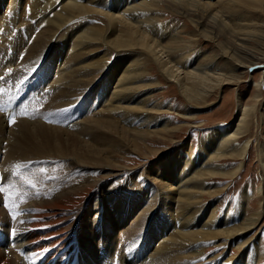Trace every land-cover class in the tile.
Masks as SVG:
<instances>
[{
    "label": "rangeland",
    "instance_id": "obj_1",
    "mask_svg": "<svg viewBox=\"0 0 264 264\" xmlns=\"http://www.w3.org/2000/svg\"><path fill=\"white\" fill-rule=\"evenodd\" d=\"M3 1L4 4L0 5V13L6 14L9 12L10 8L13 9V13H16V11L18 12L19 5H17V8L15 9V7L13 8L12 5L8 7L12 0ZM115 1L117 0H94V3H87L86 1L82 3V5L89 4L86 5L89 8L97 9L98 11L103 12H111L113 9L109 10L107 9V7L111 2ZM140 1L141 0H121L119 2L118 0L117 4H125L126 2V6H128L136 2L137 4L144 3L146 1L149 2L150 6L145 9L142 8L141 10V29L144 30V34L146 35L144 36L146 38L144 36L141 37L142 39L140 37L134 38L133 36L131 38H123L120 40H115L116 38H114V40H112L113 43L117 44L119 41V43L121 44L135 45L139 41L137 46L140 45L138 47H141V49H145L146 40L149 41L150 38L154 40L156 39V42L160 43V46L164 45V49L166 48L170 52L169 56L176 59H171V63H174L176 65L174 69H177L180 72L186 71L185 68L182 67L184 64L183 62L186 61L188 65H191L187 66V68L189 69L193 66L194 68L198 69L203 68V72L196 70V72H198L200 75H202L203 73L204 76L206 75V72L209 75L213 74L212 76H216V74L218 73L226 75L235 74L238 77L237 81H234L235 83L232 82L223 84L220 88H217L215 86V88L209 89L208 93H206L205 95L204 93L201 95V91L199 90L200 88L198 87L200 93L197 94L198 96L196 95L195 98H191L189 101L181 94L178 85L175 82L173 83V81H169L159 71L158 66L153 61V58L151 59V55L148 51H136L131 49V53V50L117 51L111 45H109V48L108 39H112L113 35H110L111 32H109L110 27L107 18H105V16L101 15L99 12H94V14L91 15L90 22H87V25L85 24L84 26V20H81V17H76L74 21L70 20V22L68 21L66 25L63 24L62 26L58 27V30L55 27L54 30V28L52 27L54 33H49L51 35L50 37H47L46 35V39L45 37H41L40 39H44V46H39L35 49L36 51L29 49L28 44V46L24 44V49L22 48V50H20L22 52L20 53V55L23 59L20 57L19 61L17 58H15L16 60L14 68L19 69L27 67V70L28 68H30L29 66H33V64L36 62L38 63L32 68L31 72L26 71L24 73H19V75H13V78L10 77V72H8L6 75L7 78L9 76L14 82V79L19 78L20 75H22L23 78H28L29 75L32 74L31 78L29 77L30 79H28L29 83L27 82V94L24 102L19 101L20 98L17 102L18 93L14 91L17 90V86L12 87L8 93L6 92L7 94H9L11 91H14L15 94L10 96L7 104L9 105L10 112H12L14 109L16 110H14L11 115L5 113L7 117L3 118V121L1 122L6 124L2 125V129L0 126V189H2V191H0V202H2L0 203L2 204L0 205V208L5 211L3 213V211H1L0 209V214H4V216L0 215V227L4 229L7 228L5 230H10L14 233V229L18 226L19 217L23 213V205L26 203H30L33 200L43 198L46 195L45 192L50 190L52 186L58 183L57 180H60L61 177L67 176L68 172L64 170V168H66L67 166H65L64 164H69L68 161H70L71 164H75L71 159H67L66 156L62 158L60 157V159L59 157L55 156L57 154L53 151L42 152L43 158H41V160L33 159L34 156H36V154L38 153H31L29 151L28 154H26V157H24L23 155L22 157L18 156L16 158H12L13 160H7L8 157L6 153L12 147V145L10 144L14 140V136H16L17 138L19 137L18 126H21V131V124L29 123V128H33L32 124L39 121L52 128L62 130V132L70 133L72 131V133L78 135L79 138H81V142H78V144L75 145L77 152L72 151V155L70 151L71 155H67H69L70 157L73 156V159H75L76 161L80 160V162H83L85 164L92 163V171L96 170L99 163L110 164L106 166L108 167L107 169H100V175H96V178L101 176L104 177L103 182H101L100 186L98 187V201L101 198L100 203L96 202L95 198H92L89 205V212L87 216H84L85 220L83 223L87 225V229L83 231V234L87 233L88 231L93 232L94 227L100 225L99 233L96 234L98 238L95 237V240L93 242H90L89 245L96 246V249L98 250L99 245L106 244L105 239L107 237L108 239L112 240L113 244H115L114 248L112 249V253H118L120 257L124 256V258H126L125 264H140V257H142L141 261L144 260L146 262L147 260L151 259L153 261L155 260L156 262H159L160 260L155 259V256H153V254L151 253V250L157 245L158 242L155 241L154 238H150L149 234V231H154L157 227V224L161 222L162 213H158L159 210H156V212L154 213L155 217L153 222L148 219L146 224H144V226L138 230V232L140 233L134 232V241L129 242V239L122 242L121 240L126 235V232L128 231L127 229L131 227L130 224L136 219L137 216H139L140 213L142 214V210L147 205L145 204V202L151 200L150 196L153 193L154 194L152 196H154L155 194H159L160 189L162 192H160L159 196L163 195L162 193L165 190L160 187V182H169L167 181V175L171 171V167L176 174L177 172H183V175L187 173L185 174V176L180 174L181 177L183 176L184 178V180H182V182L180 183L184 182L182 185H185L186 177L188 178L189 174H191L189 169L191 168V165L189 163L185 164L182 161V158L188 154L187 156L190 155L191 159L193 158L192 164H194V169H192V172L195 169H199L198 167L202 166L203 164H205L202 166L203 169L211 167L215 168L216 165L221 164L220 166L223 170H230L239 162L243 163L241 171L233 178H221L216 176L204 175L201 179L200 184L198 183V186H201V189L205 191V194L202 193V196L199 198V200L201 201L200 205L202 204L201 212L203 213L201 214L203 218H201L206 219L209 213L213 210L215 214L213 213V215L210 214L209 216L212 218L215 216L217 217L215 219L216 224H212V227H215L216 225H218V228H224L228 226V224H230L229 218L230 220L232 219L233 221H236L237 224H239L240 221L242 222V218L250 216L251 214H253L252 212H255V210L261 209V206L263 207V213L260 217L257 218L251 229L247 230V232L239 234V236H236L234 239H231V241L235 243L232 244L230 252L227 249L228 244L230 245V242L228 243L227 241H229L230 239L225 241L227 243H223L225 239H212L208 241L206 240L208 243H206L207 246L204 253L200 254L198 258L190 260V262L189 259H185L184 262L180 264H222L223 262H225L224 264H226V261H228L227 264H264V0H222L223 2L221 0H192V2L190 0H177V2H175L171 7H168L164 2H162V0ZM151 1L153 4H151ZM26 3L27 2L24 1V5ZM232 3L234 5H231ZM119 5L117 7V10H119L118 8H120ZM180 7L187 8L189 12L185 13V10H182V8L180 9ZM25 9H29V6H26ZM28 11L25 10L27 14L24 13V15H22L21 17L19 16V14L16 15V19L20 17V19L16 20L20 25V28H23L22 31H24L25 34L27 33L25 37L23 36L26 42L33 41L35 38L33 36L37 34V32H34L31 27L30 29L32 33L30 32V38L28 39L29 32L27 31V28H29L28 26H30L31 24H35L34 19L33 22L32 20L29 21ZM191 11H193L192 14H190ZM195 13L197 14L195 15ZM198 13H201L200 16H198ZM199 18L202 19V21L198 23L195 21V19L197 20ZM20 22L22 24H20ZM210 23L213 24L210 25ZM0 24L2 25L3 23L1 22ZM19 25L15 26V28L18 29ZM38 27V31H41V24L38 25ZM59 28L62 29L60 30ZM86 28H93V30L91 29L92 32L97 31L96 28H99L98 30L100 34L99 36H93L97 38L94 39L95 42L92 40V45H94L92 46V48L94 47L93 49L95 50L93 51L91 47H89L92 53L89 52L86 55L83 54L82 56H80L79 61L85 62V60L90 61V59L96 60L97 57L103 58V60L106 59V63L105 60L102 61V63L104 62L107 69H112L113 74L109 76V78H106V73L108 72H102L100 73V76L98 75V77L95 79V84L93 83L92 88L85 89L84 92H82L78 96H76L75 94H71L69 98L71 105H64L61 103V100L57 102H51L46 91L42 92L41 94L36 90L40 85V82L38 83V79L41 78L43 72L48 69V71L52 74L48 76V84H51V82L53 83V79L59 72L65 73V70L67 69L64 68L66 66H68V70H71L77 66L76 64H72L71 60L67 61L65 59L64 61V58L62 62L64 61L66 63L59 65V60H56V56L54 58L52 56V53H55V51L59 52L61 46H63L62 51L64 54L67 53L68 50V53H73L74 50L78 47L77 46L76 48H74V50L71 49L76 35H82V33L84 35L86 34L85 32L92 33L90 32V29V31H86ZM2 30L3 27H0L1 48L3 47V44L8 40V38H6L4 34L1 35ZM236 30L237 32H234ZM33 32L34 35H32ZM232 32L233 34H231ZM238 32H240V36H243L244 39L242 41L236 39H234L235 41L232 40L233 36L237 35ZM12 33H14V30ZM67 33H73V36L69 41V43L71 42V45H66L64 43V40L66 38L64 37V34ZM53 34L54 36L52 37ZM106 34H108L110 37ZM144 38L146 40H144ZM128 39H131L133 41H130ZM3 41L4 43L2 44ZM102 41H106L107 44L103 43ZM14 47L18 49V47H16L15 45ZM236 47L238 49H236ZM12 48H9L8 50V47H5L4 53L7 52V55L8 53L10 54V51L12 52L14 50V48L13 50ZM240 48L245 50V52L242 51L240 53ZM15 53L16 51L14 50V54ZM32 53H35V55H33ZM42 53L43 55L45 54V56L41 59L43 55L40 54ZM161 57H163V60L167 59L166 52L161 54ZM175 61L178 63H175ZM83 62L80 63V65L84 64ZM244 65L247 67H245ZM125 66H129L130 69H134L132 71H136L141 74V77L137 79L138 81L136 80L134 81V83H132L134 85H130V87H132V90H130L131 92L127 93V96H125L127 97V99L131 100L130 95H134L135 93V95H139L137 99L133 97V100H131L132 102L130 101L128 106H138V103H140L138 101L145 98V108L143 110H148L151 112L144 114L147 116V118L155 120L150 123V129H154L153 126H155V128L160 127L164 124L163 122H166L167 129H171V134L164 133L158 136H143L138 133H142V131L140 130H144L146 128L145 125H140L138 123L128 125V123H124V119L123 122L120 121L121 124H119L118 126L119 129L113 128V133L115 132L119 134H113L111 132L110 134L112 136L106 135L105 131H107V129L109 128L104 126L103 123L100 122L101 129L95 127V123L91 121L92 119L108 118V113H106L105 109L109 106V95H112L117 89L116 87L118 84V78H120V74L126 70ZM205 67H207V70L205 69ZM2 69L4 70L6 69V67L4 66L2 67ZM55 69L61 70L59 72H56V74ZM193 71H195V69ZM203 76L201 77V80ZM207 78L203 79V81H199L200 86L203 85V87H207V85L205 84V82H208L209 80ZM84 79L86 78L84 77ZM258 82H260L259 87L255 86V84H257ZM32 83H37V86L31 88ZM135 85H138V88H136ZM101 86L103 87L101 88ZM24 88L25 86L21 85V91ZM103 88L107 89V93L105 91H103L104 94L101 93V90ZM44 89H42V91ZM237 93L242 99L240 100L242 107L244 105L249 106L254 104V114L248 116L249 118H247L244 123L241 124V127H243V133L241 138H239L238 140L239 142H235V144H238L240 142H243L244 140H249L250 144L247 148L245 157L240 160L235 158L212 159L209 163H205L204 161L208 157V153H210L213 149L214 144H210L204 151H201L202 153H204L202 154L198 151L199 140L203 139L210 132V130L216 126H223L229 123L230 130L235 127V118L237 116L236 111L239 109V105L236 101L238 98H236ZM256 93H259L260 96L258 97V100L253 99L255 98L254 95ZM125 104V102H122V105ZM19 106L20 108L17 112V108ZM67 106H69L68 111H64L65 109H67ZM151 107L154 109L149 110V108ZM74 111H76L77 113L74 115L71 121H68L69 124L68 122L63 123V121H65L67 117H72V112ZM113 113L110 114L112 115V117L116 118L117 115ZM139 113L140 112L137 109H133L128 114L136 116V114ZM144 114L141 113L139 116H142ZM111 115H109V117H111ZM118 117H120V115ZM118 117L116 119L120 120ZM50 118L52 121L50 120ZM10 121L12 122L10 123ZM134 127L137 128L134 129ZM122 129L125 130L123 131V133L120 132L122 131ZM101 130L103 132H101ZM91 131H93V135L88 134L89 132L91 133ZM128 131L129 133L126 134ZM65 133L62 134V137L68 142ZM130 133L135 135L131 136ZM138 135H140L141 137L137 138ZM56 139L57 137L54 139V141ZM113 141L114 143H112ZM93 142L94 144H92ZM90 144L94 146L90 147ZM113 144L114 146H111ZM82 148L84 150L83 152L87 153L86 156L88 158L84 157L83 155L79 156V151H82ZM101 150L102 152H99ZM179 150H181V152H179ZM49 154H54V157L51 155L49 156ZM5 157L7 161L5 160ZM175 159L178 160V163L174 162ZM13 161L14 163H12ZM49 164L50 166L47 168L48 170L44 168V166ZM37 167L40 171L39 173H41L42 175H38L35 171ZM113 168H115V170H112ZM187 169L189 170L187 171ZM57 170L59 171V173ZM55 172L56 174H59L60 178L58 175L57 177L56 174H54ZM4 173H6L5 177L3 176L5 175ZM35 174L39 177H34L36 176ZM60 174L64 176H61ZM69 174L72 175V178L74 177L72 173ZM23 176H27L25 177L26 179L23 180ZM28 176L30 178H33V181L34 179H37V182L34 181V183L38 184L34 185L33 181V184L31 182L29 184V180L31 181V179ZM179 176L175 178V181H178L181 178ZM175 181L174 184L172 181V185L176 188L175 191H178L179 189H181L182 185L180 186V184H177L178 182L175 183ZM193 182L194 181L192 180V183ZM50 184L52 186H50ZM48 186H50L51 188ZM178 186L180 188H178ZM198 186L195 188H198ZM57 187H61V185H58ZM209 188V191L214 190L213 193L207 194L206 191H208L207 189ZM10 189L11 191H9ZM113 189L117 190L114 192ZM244 189H246L250 193V199L248 201L249 206L245 204L246 207L243 210L239 206V199ZM258 189H260L259 192ZM111 190L113 191V193H110L112 192ZM42 191L44 196H42L43 194H41ZM23 192L25 193V195ZM109 193L110 195H112V197L109 195ZM132 196L135 197V200L137 199V202L134 201V203H138L140 199L141 203H139V205H133L132 212H130L128 216H125V218L122 216L121 218H123V220L116 223L114 230L116 229L115 234L118 233L117 236L109 234V227L107 226L108 224L106 223V221L104 220L105 218L104 216L102 217V215H105L106 213L110 214V212L114 211L113 213L108 215V219L114 217L116 220H120L121 218H116L117 215L114 216L117 213V208L120 209L121 207H125L124 202L126 201V198H128L130 204L132 202L130 201V199L134 198ZM5 197L7 203H4ZM120 202L123 203V205H119L117 207V204ZM176 205L177 203L173 206V208H175ZM154 210L155 209H153L151 213H153ZM96 215H99V218H97ZM71 221L72 220L66 222L64 224V227H66ZM221 221H224L226 225H222ZM74 226L75 225L69 227V229H72ZM66 229H68V227H66ZM147 229L150 230L147 231ZM178 229L179 227H177V230ZM195 229H199V227H196ZM122 231L125 232V234H121ZM163 234H166L167 236L170 233L167 230L164 231ZM14 236H16V238L19 237L17 235ZM104 236L106 237L104 238ZM10 238L9 239L12 240V237ZM86 238L87 235H84L82 237L83 240H81L80 245H84L87 242ZM120 241L124 245H122L123 249H119L118 247V245H120L118 244L120 243ZM149 243L151 247H149ZM192 247L193 245L189 249H191ZM82 249L84 253L87 254L86 250L84 248ZM118 254L114 255V259L112 260L114 264H117ZM108 261H111V257ZM120 262L121 261L119 260L118 264H122ZM175 262L176 264H178L179 259L176 258Z\"/></svg>",
    "mask_w": 264,
    "mask_h": 264
},
{
    "label": "bare ground",
    "instance_id": "obj_2",
    "mask_svg": "<svg viewBox=\"0 0 264 264\" xmlns=\"http://www.w3.org/2000/svg\"><path fill=\"white\" fill-rule=\"evenodd\" d=\"M24 1L27 2L25 5H24ZM86 1H87V3H89V2L94 3V0H12L10 2V4L8 5V7H10L12 5L13 8L15 7V9H16L17 5H19L18 6V9H19L18 12L15 10L16 13H13V9L10 8L9 12L6 14L0 13L1 14L0 15V23L1 22L3 23L2 25L0 24V27H3L1 35L4 34V36H6V38H8V40L5 43H4L5 40L2 42V44L4 43L3 47L2 48L0 47V116H1L0 126H1V129L3 127L2 125L6 124V123L4 124L3 122H1V121H3V118L7 117L5 115V113H8L9 115H11L13 113V111L16 110V109H14L12 112H10L9 111V105L7 104V101L10 99L11 95L15 94L14 93V91H15L18 93L17 102H18L19 98H20L19 101L24 102V100L26 99V94H27V92H26V87L28 86L27 82H28V79L31 78L32 74L29 75L30 78L28 76H27L28 78H25V77L23 78L22 75H20L19 78L14 79L15 83L11 80V78H13V75L14 76L19 75V73H24L26 71L31 72L32 68L38 63V62H36L33 64V66H29L30 68H28L27 70H26L27 67H23V68H19V69L14 68V64H15V60H16L15 58H17L19 61H20V57L22 58V56L20 55V53H22V52L20 50H22V48L24 49V44H26V45L28 44L29 49H31V50H35L36 48H38L39 46H42V45L44 46V44H43L44 39L43 38L40 39V38L45 37L46 35H47V37H50L51 36L50 34L54 33L52 27L53 28L55 27L58 30V27L62 26L63 24L66 25L68 23V21L70 22V20L74 21V19L76 17L77 18L81 17L80 19L84 20L83 26L85 24L87 25V22H90L91 15L94 14V12H99L101 15H103V16H105V18H107V21H108L109 27H110L109 32H111L110 35L111 36L113 35L112 39L111 38L108 39V37H107L108 46L111 45L117 51L131 50V49L136 50V51H139V50L148 51L151 55L150 56L151 59L153 58V61L158 66L159 71L169 81H173V83L175 82L178 85V88H179L181 94L189 101L191 98H195L196 95L200 93V91H201V95L203 93L205 95L206 93H208L209 89H211V88L213 89V88H215V86L217 88H220L223 84L232 83L234 81H237L238 77L235 74L234 75L233 74L232 75L231 74L226 75V74L218 73V74H216V76H212L213 74L209 75L207 72L206 73L204 72L207 75V76L204 75L205 76V78H204L203 73H202V75H200L198 72H196V70L202 71L203 68L198 69V68H194V66H193V67H190V69H189V68H187V66H191V65H188L186 61L183 62L184 63L183 66L181 65L183 68H185L186 71L180 72L177 69H174V67L176 65L174 63H171V59L172 60H176V59L170 57L169 56L170 52L166 48L164 49V47H165L164 45L160 46V43L156 42V39L154 40V39L150 38V40H149L147 38L149 40V41H147L145 39L146 35L144 34V30L141 29V26H142V17H141L142 11L141 10H142V8L145 9V8H148V6H150L148 1H146L144 3H139V4H137V2H136V3H133V4L126 6V2H125V4L121 3L119 5V4H117V2H118V0H117L115 2H111L110 5L107 7V9H109V10L113 9L111 12H109V11L103 12V11H98L97 9L89 8L86 6L89 4L82 5V3L86 2ZM120 1L121 0H119V2ZM190 1L192 2V0H190ZM140 2H142V0ZM162 2H164L168 7H171L175 2H177V0H162ZM2 4H4V1L0 0V5H2ZM41 4H43V5H41ZM104 4H105V2H104ZM116 4H117V7H118V5L120 6V8H118L119 10H117ZM151 4H153L152 1H151ZM231 5H234V4L232 3ZM26 6H29L30 10L25 9ZM177 6H178V4H177ZM3 7H4V5H3ZM41 7H43V8H41ZM181 8H182V10H185V13L189 12L187 10V8L180 7V9ZM25 10H27V11L29 10L28 11L29 21L32 20V22H33V19L35 21V24H34L35 26L30 23L31 25L28 26L29 28H27L28 29L27 31L29 32L28 39L30 38V32H31L30 28L31 27H32V30H34V32H37V34L35 33L36 35L33 36V37H35L34 40L33 41L29 40L30 42H28V41L26 42L24 40L23 36L25 37V35H27V33L25 34V32L22 31L23 28H20V25L16 21V20L20 19V17L22 15H24V13H26ZM116 11H118V12H116ZM192 12L193 11H191L190 14H192ZM196 12H199V11H196ZM17 14H19V16H20L18 19H16ZM196 14L197 13H195V15ZM198 14H199L198 16H200L201 13H198ZM35 19L37 20V23H36ZM195 21L199 23L200 21H202V19H200V18L197 20L195 19ZM208 23H207V25H208ZM20 24H22V23L20 22ZM40 24H41L42 29H41V31H38V28H39L38 25H40ZM212 24L210 23V25H212ZM17 25H19L18 29L15 28V26H17ZM24 26H26V25H24ZM223 26H224V24H223ZM55 28H54V30H55ZM103 28H105V27H103ZM59 29L61 30L62 28H59ZM89 29L90 28H88V29L86 28V31ZM91 29L93 30V28H91ZM96 29H97V31H93V32H92V30L91 31L89 30L92 33L85 32L86 34H84V35H83V33H82V35H80V34L76 35V38L74 36L75 40L72 38L74 41L72 40L73 41L72 46H71L72 48L71 47L70 48L74 50V48H76L78 46L74 50L73 53H68L69 52V50H68V52L64 54L62 51L63 46H61L59 52L55 51V53H52L53 54L52 56L54 58L56 56V58H57L56 60H59L58 61V62H60L59 65L66 63V62H64L66 59L67 61L71 60V63L76 64L77 66L71 70H68V66H66L64 68V69H67V70H65V73L59 72L61 69H59V70L55 69V73L56 72H59V73L58 74L56 73L57 75L53 79V83L51 82V84H48V81H49L48 76H50L51 72H49L48 69H46L45 72H43V74L41 75V78L38 79V83L40 82V85H42V86L39 85V88L38 89L35 88V89L37 91H39L41 94H42V92L46 91L51 102H57V101L61 100L62 104L68 105V104H70V101H69L70 95L75 94L76 96H78L79 94L84 92L85 89L92 88L95 79L98 77V75L100 76V73L108 72V73H106V78H109V76H111L113 74L112 69L111 70L107 69L104 62L102 63V61H104V60L106 63V59L103 60V58L97 57L98 59L96 58V60L90 59V61L85 60V62L79 61L80 56H82L83 54H85V55L88 54L89 52H91V49L93 51L95 50V49H93L94 47L92 48V46H94V45H92V40L94 41V39H97V38L93 37V36L94 35L99 36V34H100L99 30H98L99 28H96ZM13 30H14V33H12ZM201 30H203V29H201ZM34 32L32 35H34ZM234 32H237V30ZM152 33H155V32H152ZM238 33H237V35L233 36L232 40L236 39V40L242 41L244 39L243 36H240V32H238ZM48 34H49V36H48ZM72 34L71 33L70 34H68V33L64 34L65 35L64 37H66L64 40V43L66 45H69L71 43V42L69 43V41L71 40V37L73 36ZM231 34H233V32ZM106 35H108V34H106ZM4 36H3V38H4ZM53 36H54V34L52 35V37ZM132 36L134 38H137V37L141 38L142 36H144L145 37L144 40H146L145 49H141V47H138L140 45L137 46L139 41L135 45L121 44V43H119V41L117 44L112 42V40H114V38H116L115 40H120L123 38H131ZM102 37H103V35H102ZM45 39H46V37H45ZM128 40L133 41L131 39H128ZM102 42L107 44L106 41L105 42L102 41ZM144 42H143V44H144ZM13 44L16 47H18V49L15 48ZM105 44H103V45H105ZM46 45H47V43H46ZM5 47L6 48L8 47V50H9V48L13 47L14 50L16 51V53L14 54V50L12 48L13 51L12 52L10 51V54L8 53V55H7L6 54L7 52L4 53ZM89 47H91V49H89ZM109 48H110V46H109ZM39 49H41V48H39ZM236 49H238V48L236 47ZM25 50H26V48H25ZM111 50H113V49H111ZM132 50H131V53H132ZM240 50H241L240 53L242 51L245 52V50H243L242 48H240ZM164 52H166V55H167V59H165V60H163L162 59L163 57H161V54H163ZM32 54L35 55V53H32ZM54 54H56V55H54ZM40 55H43V53ZM107 55H109V54H107ZM44 56H45V54L41 57V59ZM63 58H64V61L62 62ZM82 59H84V58H82ZM82 62L84 64L80 65V63H82ZM175 63H178V62L175 61ZM4 66L6 67V69L3 70L2 67H4ZM69 66H70V64H69ZM71 66H73V65H71ZM129 66L128 67L125 66L126 70L123 73H121L120 78H118V84L116 87L117 89L114 91V93L112 92L113 93L112 95H109V100H110L109 106L105 109L106 113H108V118H106V119H104V118L92 119L91 121L94 122L95 127H98V128H100V126H101L100 122L103 123L104 126L109 128V129H107V131H105L106 135H109V136H112L110 133L111 132L113 133V128L119 129L118 126H119V124H121V122H123V119H124V123L126 122V123H128V125H132L133 123L145 125L146 128L144 130H140L138 128L140 131H142V133L137 132L138 134H141L143 136H147V137H149L150 135L158 136V135H162L164 133L171 134V131H170L171 129L170 130L167 129V123L166 122H163L164 124L161 125L160 127L155 128V126H153L154 129H150V123L155 121V120L147 118V116L144 114V113L151 112L148 110H145V111L143 110L145 108L144 107L145 98L138 101V102H140V103H138L139 104L138 106H135V105H133V106L129 105L128 106L130 101L133 100V97L135 99H137L139 95H135L136 93L134 92L135 93L134 95L133 94L130 95L131 100L127 99V97H125V96H127L126 94L130 93L131 92L130 90H132V87H130V85L132 83H134V81L139 79V77H141V74H139V72L132 71L134 69H132V68L130 69ZM245 67H247V66H245ZM194 69H195V71H193ZM205 69L207 70V67H205ZM213 70H215V69H213ZM8 72L11 73L10 74L11 78L9 76H8V78L6 77ZM141 72H143V71H141ZM208 72H209V70H208ZM202 76H203V78L201 80ZM84 77L86 79H84ZM206 78L211 80V81L208 80V82H205V84L207 85V87L205 88V87H203V85L200 86L199 81L200 80L203 81V79H206ZM35 79H36V77H35ZM20 83H22V84H20ZM21 85L25 86V88L22 91H21ZM132 85H134V84H132ZM14 86H17L16 87L17 90L11 91L9 94H7L10 91V89ZM36 86H37V83H32L31 88L36 87ZM137 86L138 85H135L136 88H138ZM255 86L259 87L260 82L255 84ZM44 87H45V89H44ZM102 87L103 86H101V88ZM198 87L200 88L199 89L200 91L198 90ZM42 89H44V90L42 91ZM103 91L106 92L107 89L103 88L101 90L102 94H104ZM99 95H101V94H99ZM72 97H74V96H72ZM254 97L255 98H253V99L258 100L259 99L258 97H260L259 93H256L254 95ZM236 98H237V100H236L237 104L239 105V109L236 111L237 116L235 118V120H236L235 127L230 130L229 129L230 128L229 123L226 125H223V126H216V127L212 128L210 130V132L203 139L199 140L198 151L200 153H202L201 151H204L210 144H214L213 149L211 150L210 153H208V157L204 161L205 163L206 162L209 163L210 160H212V159L235 158V159L240 160V159L245 157L247 148L250 144L249 140H244L243 142H240L238 144H235V142H237L239 140V138H241V136H242L243 127H241L242 126L241 124H243L244 121L247 118H249L248 116L254 114L253 113L254 104L249 105V106L244 105L242 107V104L240 101L242 99L238 95V93L236 95ZM122 102H125L126 104L122 105ZM69 106H67L66 108L69 109L68 108ZM19 108H20V106L17 108V112L19 111ZM133 109L134 110L137 109L140 113L136 114V116H132V115L128 114ZM150 109H154V108L151 107V108H149V110ZM159 109H161V108H159ZM113 112H116V113H113ZM238 112H239V114H238ZM76 113H77L76 111L72 112V117L71 116L69 118L67 117V119L65 121H63V123L71 121V119H73V117ZM110 113L117 115L116 118L120 115V117H118L120 120L112 117V115ZM141 113H143L145 116L144 115L139 116ZM63 114H67V113H63ZM109 115H111V117H109ZM67 116H69V115H67ZM50 120H51V118H50ZM104 121H106V122H104ZM68 124H69V122H68ZM21 125H22L21 131H20V127H21L20 125L18 126L19 132L17 131L19 137L17 138L16 136H14L15 138L10 144V145H12V147L6 153V155L8 157L7 160L12 159V158H16L18 156L22 157L23 155H24V157H26V154H28V151L31 153L32 152L38 153V154H36V156H34L33 159H40L41 160V158H43L42 152L53 151L57 154L55 156H57L59 158L66 156L67 159H71L73 161V163H75V164H71L70 161H68L69 164H64L65 166H67L66 168H64V170H66L68 172L67 176L61 177L60 180H57L58 183L54 186H52L50 184V186H52V188L50 186H48L51 189L48 191L45 190V191H47V192H45L46 193L45 196L43 194V191H44V189H43V191L41 192V194H43L42 196H44L43 198L33 200L32 202L26 203L23 205V207H22L23 213L19 217L18 226L14 229V233L11 232L10 230H5L7 228L4 229V228L0 227V264H73L74 260L78 261L77 264H100V263H102V264L103 263L104 264H114V262L112 260L114 259V255H116L118 253H112L113 252L112 249L114 248L115 244H113L111 239H108L106 236H104V238L106 237V239H105L106 244H101L99 246L97 245L98 250L96 249V246L89 245L90 242H93L95 240V237L98 238V236L96 234L99 233L100 225L95 226L93 232L88 231L87 233L83 234V231L85 229H87V225L84 224L83 222L85 220L84 216H87V214L89 212L90 201L92 200V198L93 199L95 198L96 202L100 203V199H101L100 198L98 201V187L100 186L101 182H103L104 177L101 176V177L96 178V175L97 174L100 175V169L101 168L107 169L108 167H106V166L110 165V164H100L99 163L97 165L95 163L97 165V168H96V170L92 171L93 170V167L91 166L92 163L91 164H88V163L85 164L83 162H80V160L76 161L75 159L72 158L73 156L70 157L69 155H67V154H70V151H71V153H72V151L77 152L75 145H77L78 142L79 143L81 142V140H80L81 138H79V136L76 135L75 133H72V131L70 133H65V132H62V130L52 128L50 126H47L46 124H43V122H39V121L32 124L33 128H31V127L29 128V123H24ZM135 128H137V127H134V129ZM173 128H175V127H173ZM114 131H117V130H114ZM123 131H125V130L122 129V131H120V132L123 133ZM20 132H21V134H20ZM101 132H103V131L101 130ZM63 133H65V136L67 137L68 142L62 137ZM92 133H93V131H91V133L89 132L88 134H92ZM128 133H129V131L126 134H128ZM115 134H119V133H115ZM130 134H131V136L135 135L132 133H130ZM56 137H57V139L54 141V139ZM139 137H141V136L138 135L137 138H139ZM117 140H119V139H117ZM114 141L112 143H114ZM116 142H119V141H116ZM92 144H94V142ZM81 145H82V143H81ZM92 146H94V145L90 144V147H92ZM111 146H114V144ZM0 147H1V145H0ZM9 147H8V149H9ZM93 149H96V148H93ZM5 151H6V148H5ZM83 151L84 150L82 148V151H79L80 152L79 156L83 155L84 157H87L86 156L87 153L83 152ZM103 151H105V150H103ZM99 152H102V150ZM179 152H181V150H179ZM184 153H185V151H184ZM202 154H204V153H202ZM50 155L53 156L54 154H49V156ZM72 155H73V153H72ZM185 155H186V153H185ZM187 155L182 158V161L185 164L189 163L191 165V168H189L191 174H189L188 178L186 177L185 185H182L184 182L183 183H180V182H182V180H184L183 176H185V174H187V173H185L183 175V172H177V174H176L174 172V170H172V167H171V171L167 175V181H169V182L168 183H166L164 181L160 182V187L165 190L162 193L163 195L159 196L160 192H162L161 189H160L159 194H155L154 196H152L154 194L153 193L150 196L151 200L145 202V204H147V205L142 210V214L140 213L139 216H137L136 219L130 224L131 227H129V229H127L128 233L126 232V235L124 237L121 236V237H123L122 240L120 239L122 242L129 240V239H130L129 242L134 241V236H133V235H135L134 232L140 233V232H138V230L141 227H143L144 224H146L148 219H150L151 222H153L154 217H155L154 213L156 212V210H159L158 213H160V212L162 213L161 214V222L159 224H157L156 229L154 231H149L150 229L149 230L147 229V231H149L150 238H152V239L154 238L155 241L158 242L157 245L151 250V253L153 254V256H155V259H158L160 261L156 262L155 260L153 261V260L149 259L145 262L144 260L141 261L142 257H140L139 258L140 264H176V262H175L176 258L179 259L178 264L183 263L185 259H189V262H190V260H194V259L198 258V256H200V254H202L206 251V246H207L206 243H208L207 242L208 240H212V239H216V240L217 239L218 240L225 239L223 243H227V242L229 243L230 242V245L228 244V247H227L228 251L230 252L231 248H232L231 247L232 244L235 243V242L231 241V239H234L236 236H239V234L247 232V230L251 229L253 224L256 222L257 218L260 217L263 213V207L261 206V209L255 210V212H252L253 214H251L250 216L242 218L244 221L243 220H242V222L240 221L239 224H237V222L233 221L232 219L230 220V218H229V221H230L229 223L231 225L228 224V226H226L224 228H218V225H216L215 227H212V224H216L215 219L217 217L215 216L212 218L209 216L210 214L213 215V213H214V210H213L212 212L209 213V215L207 216L206 219H202L203 218L201 216V214H203L201 212L202 211V209H201L202 204L200 205L201 201L199 200V198L202 196V193H204L205 191L201 189L202 188L201 186H198V183L200 184L201 179L203 178L204 175L216 176V177H221V178H233L241 171L243 163L239 162L235 167H233L230 170H223L222 167L220 166L221 164L216 165L215 168L211 167V168H207V169L204 168L203 169L202 166L205 165V164H203L202 166L198 167L199 169H197V170L195 169L192 172V169H194V164H192L193 158L191 159L190 155L189 156H187ZM53 157H51V158H53ZM5 160H6V157H5ZM18 160H20V159H18ZM174 162L178 163V160L175 159ZM12 163H14V161ZM175 163H173V164H175ZM49 166H50V164L44 166V168L47 169ZM113 167H115V166H113ZM52 169H53V167H52ZM189 169H187V171ZM112 170H115V168H113ZM35 171L37 172L38 175H42L41 173H39L40 171H39L38 167L36 168ZM56 172L54 174H56ZM33 173H35V172H33ZM58 173H59V171H58ZM64 173H65V171H64ZM69 173H72L74 175V177L72 178V175H70ZM4 174L5 175H3V176L5 177L6 173H4ZM49 174H50V172H49ZM180 174H182L183 176L181 177ZM57 175L59 176V174H56V176ZM65 175H66V173H65ZM45 176H47V175H45ZM61 176H64V175H61ZM178 176L181 178L178 181H175V178ZM25 177H27V176H25ZM25 177L23 178V180L26 179ZM34 177H39V176L36 175ZM59 178H60V176H59ZM30 179H31V181L29 180V184H30V182L32 183V181H33L32 180L33 178H30ZM36 180L37 179H34L35 182H37ZM192 180L194 181L193 183H192ZM34 181H33V183H34ZM172 181H173V184L175 181V183L178 182L177 184H180V186L182 185L181 189H179V190L177 189L178 191H175L176 188L172 185ZM50 183H52V182H50ZM35 184H38V183H34V185ZM58 185H61V187H57ZM187 185H188V187H187ZM197 186H198V188H195ZM42 188H44V187H42ZM178 188H180V187L178 186ZM203 189H204V186H203ZM116 190H114V192ZM207 190H208V191H206L207 194H211L214 191V190L209 191L210 188ZM9 191H11V189ZM259 191H260V189H258V192ZM110 193H113V191ZM110 193H109V195H110ZM24 195H25V193H24ZM36 196H38V195H36ZM110 196L112 197V195H110ZM132 197H134V196H132ZM249 199H250V193L246 189H244L242 191V195L240 196V199H239L240 208H242L244 210L246 205H248ZM130 201H132V202L129 204V200H128V198H126V201L124 202L125 207L122 208L120 206L122 208V209L120 208L121 210L117 208V213L115 211L116 214L114 215V216L117 215L116 218H121L122 216L125 218V216H128V214L130 212H132L133 205H139V203H141V199L139 200L138 203H134V201L137 202V199L135 200V197L133 199H130ZM0 203H2V202H0ZM4 203H7L6 197H5ZM176 203H177L176 207L173 208V206ZM0 205H2V204H0ZM119 205H123V203H121V202L118 203L117 207ZM127 205H128V207H127ZM115 208H116V206H115ZM153 209H155V210L153 213H151ZM1 211H3V209H1ZM100 211H101V209H100ZM4 212L5 211H3V213ZM113 212H110V214ZM241 213H242V210H241ZM5 214H7V213H5ZM110 214L106 213L105 215H102V217L104 216V218H105L104 220L108 224L107 226L109 227V234H112L113 236H117L118 233L115 234L116 229L114 230V228H115L116 223L123 220V218H121L120 220H116L114 217L108 219V215H110ZM0 215H2V213ZM2 216H4V214ZM96 216H97V218H99V215H96ZM241 217H242V215H241ZM238 219H240V218H238ZM70 220H72V221L66 226V227H68V229H66V227H64V224L66 222H69ZM133 224H134V226H133ZM221 224L226 225L224 223V221L223 222L221 221ZM73 225H75V226L72 229H69V227H71ZM193 226H195V227H193ZM4 227H6V226H4ZM101 227H102V219H101ZM177 227H179L178 230H177ZM196 227H199V229H195ZM124 230H126V229H124ZM167 230L170 234L166 236V234H163V233H164V231H167ZM123 233L125 234V232L122 231L121 234H123ZM14 235H17L19 237L16 238V236H14ZM84 235H87V238H86L87 242L84 245H80V242H81V240H83L82 237ZM10 237H12V240H10L11 239ZM118 238H120V237H118ZM228 239H230V240L227 241ZM85 241H83V242H85ZM121 241H120V243H118L121 245V246L118 245L119 249H123V246H124ZM225 241H227V242H225ZM116 243H117V241H116ZM241 244H243V243H241ZM192 245H193V247L191 249H189ZM239 246H241V245H239ZM149 247H151L150 243H149ZM196 247H197V249H196ZM82 248H84L86 250L87 254L84 253ZM116 249H117V247H116ZM115 251H117V250H115ZM110 257H111V261H108L110 259ZM119 257L120 256L118 254L117 255V259H118L117 264H118L119 260L121 261L120 263L125 264L126 258H124V256H122L119 259ZM214 261H216V260H214ZM216 262H218V261H216ZM227 262L228 261H226V264H227ZM224 263L225 262H223L222 264H224Z\"/></svg>",
    "mask_w": 264,
    "mask_h": 264
},
{
    "label": "snow or ice",
    "instance_id": "obj_3",
    "mask_svg": "<svg viewBox=\"0 0 264 264\" xmlns=\"http://www.w3.org/2000/svg\"><path fill=\"white\" fill-rule=\"evenodd\" d=\"M64 111H68V109H65ZM12 121H10V123H11ZM0 191H2V189H0Z\"/></svg>",
    "mask_w": 264,
    "mask_h": 264
}]
</instances>
